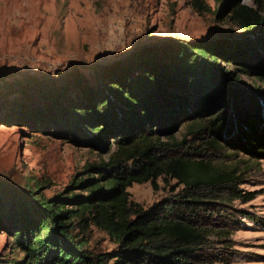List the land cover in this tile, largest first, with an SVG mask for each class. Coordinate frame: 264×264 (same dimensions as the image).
Here are the masks:
<instances>
[{
	"label": "trees",
	"instance_id": "obj_1",
	"mask_svg": "<svg viewBox=\"0 0 264 264\" xmlns=\"http://www.w3.org/2000/svg\"><path fill=\"white\" fill-rule=\"evenodd\" d=\"M194 1L202 7L201 0ZM263 11L260 3L231 11L230 19L252 37L141 47L120 60L97 64L91 79L79 67L63 73H0L1 125L65 136L101 155L52 197L40 194L37 182L24 187L0 178V232L12 236L24 254L3 264H202L211 233L197 207L202 199L229 189L245 201L251 197L237 194L234 169L181 151L186 137L163 141L153 126L169 123L179 110L174 104L189 97L200 101L214 93L230 97L238 92L236 78L223 72L220 61L244 67L264 62ZM191 85L197 91L191 92ZM241 99L235 104L226 100L229 114L193 121L188 135L215 147L220 133L236 131L226 141L230 149L264 158V92ZM159 177L175 179L182 188L148 209L129 199L127 189L134 183L157 188ZM93 226L116 244L113 250L90 247Z\"/></svg>",
	"mask_w": 264,
	"mask_h": 264
},
{
	"label": "rangeland",
	"instance_id": "obj_2",
	"mask_svg": "<svg viewBox=\"0 0 264 264\" xmlns=\"http://www.w3.org/2000/svg\"><path fill=\"white\" fill-rule=\"evenodd\" d=\"M201 1L199 8L194 0H0V73L21 69L63 73L79 67L91 79L97 64L120 60L141 47H160L169 41L252 37L245 36L230 19L231 11L237 5L256 7L258 3L264 9V0ZM222 2L226 5L219 15ZM260 52L264 56V51ZM220 66L223 72L233 73L237 80L233 86L238 92L230 97L214 93L200 101L192 96L177 102L174 106L179 110L171 122L153 128L159 130L163 141L186 137L181 151L203 156L221 169H234L237 194L251 197L245 201L229 189L221 196L202 199L197 207L205 214L203 224L211 233L201 263L264 264V158L230 149L226 141H232L238 135L236 131L220 133L215 147L202 145L198 136L187 133L188 125L195 120L206 123L209 118L231 113L226 100L243 103L242 97L258 98L264 92V62L244 67L221 60ZM193 87L188 89L197 91ZM100 156L90 145L74 144L65 136L0 124V178L24 187H34L37 182L41 184L38 192L45 197L66 189L85 163ZM156 185L134 183L127 189L129 199L148 209L173 198L182 188L175 179L166 182L163 177L156 180ZM89 238L94 250L111 251L116 247L94 226ZM23 255L13 237L0 232V264L19 261Z\"/></svg>",
	"mask_w": 264,
	"mask_h": 264
}]
</instances>
